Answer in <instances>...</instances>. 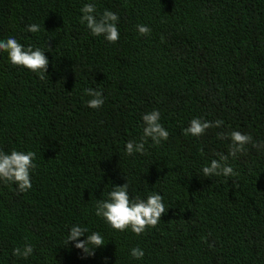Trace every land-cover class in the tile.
<instances>
[{"label": "trees", "instance_id": "1", "mask_svg": "<svg viewBox=\"0 0 264 264\" xmlns=\"http://www.w3.org/2000/svg\"><path fill=\"white\" fill-rule=\"evenodd\" d=\"M87 3L119 16L117 42L80 22ZM33 23L39 32L26 31ZM9 37L45 49L49 64L41 79L0 50V150L33 151L37 165L26 192L0 180V264H264V146L229 157L238 175L202 172L234 130L264 143V0H0ZM87 88L102 90L101 108L87 106ZM152 110L167 141L127 155ZM194 118L224 123L185 135ZM127 182L130 199L155 192L169 208L141 235L95 215ZM74 225L105 245L93 256L67 245ZM25 244L33 254L13 256Z\"/></svg>", "mask_w": 264, "mask_h": 264}, {"label": "clouds", "instance_id": "2", "mask_svg": "<svg viewBox=\"0 0 264 264\" xmlns=\"http://www.w3.org/2000/svg\"><path fill=\"white\" fill-rule=\"evenodd\" d=\"M83 15L80 22L86 24L93 36H104L110 42L115 43L119 40L120 32L118 29L119 16L111 10L105 9L103 13H98L94 3H87L81 8ZM39 24H30L26 31L37 33L40 31ZM137 31L142 36H148L151 33L150 27L144 24L136 26ZM50 49V48H48ZM0 50L8 53L10 62L15 66H22L32 72H41V79H44V73H47L49 60L46 57L45 49L40 47H27L20 44L14 37H9L0 41ZM85 94L91 99L87 101V106L93 109H99L104 104L102 90L87 88ZM144 122L143 135L140 142L128 141L126 143V154L131 156L134 153H145V144L149 138L153 146L159 145L162 141H167L169 132L161 124V113L159 110H152L142 116ZM222 120L207 121L201 118H194L190 121V126L184 129L185 135L199 137L209 128H219L223 125ZM218 138L224 139L226 134L217 133ZM231 144L228 154L216 153L219 159H212L210 165L204 166L202 172L205 177L225 176L231 177L238 175L233 167L228 163L229 157H236L238 153L246 152V145L251 144L254 148L264 146V143L253 141L250 134H244L240 131H232L227 134ZM36 153L33 151H17L13 149L10 154L0 150V180L12 182L18 186V191L23 193L31 189V172L37 165L34 163ZM128 182L122 186H113L112 191L108 193L107 199L97 200L95 215L106 220V222L115 230L124 231L131 228L136 235L143 234L149 228H155L161 221L163 214L168 212L169 208L163 203L164 197L153 192L146 199L136 197L130 199L128 194ZM88 228L81 225L71 227L66 244L70 241L75 243L77 249H82L85 256H93L95 250L105 245L104 238L99 232L93 231L90 235ZM86 239L79 240L85 236ZM206 239V238H202ZM34 252L31 244H25L23 249L16 247L13 249V256L27 259ZM145 253L140 247L131 250V256L135 259H142ZM107 259V258H105Z\"/></svg>", "mask_w": 264, "mask_h": 264}]
</instances>
